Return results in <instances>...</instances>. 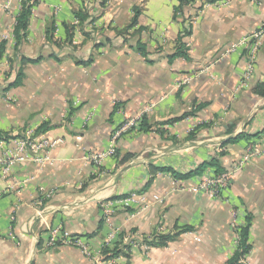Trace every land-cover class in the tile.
Here are the masks:
<instances>
[{
  "label": "crops",
  "instance_id": "obj_1",
  "mask_svg": "<svg viewBox=\"0 0 264 264\" xmlns=\"http://www.w3.org/2000/svg\"><path fill=\"white\" fill-rule=\"evenodd\" d=\"M179 4L0 0V264H226L238 250L229 206L241 183L247 193L253 184L264 218V154L214 198L192 188L216 168L158 170L214 159L231 170L249 145L264 146V39L254 59L245 40L264 25V0H195L178 15ZM87 8L95 20L80 22ZM30 135L55 142L49 159L17 160L6 174ZM111 147L102 165L89 160ZM253 213L249 243L258 227L259 238L239 264L264 263V220ZM164 235L174 237L159 246ZM117 244L129 256L105 260Z\"/></svg>",
  "mask_w": 264,
  "mask_h": 264
},
{
  "label": "built area",
  "instance_id": "obj_2",
  "mask_svg": "<svg viewBox=\"0 0 264 264\" xmlns=\"http://www.w3.org/2000/svg\"><path fill=\"white\" fill-rule=\"evenodd\" d=\"M250 40L251 42V50L250 55L254 59L257 51L262 45V41L264 39V25L259 27L258 29L254 30L253 33H251L245 40ZM237 45H234L233 48H235ZM252 59V60H253ZM252 64L249 65L247 73H246V79L250 77V74H252ZM245 85V84H244ZM137 122L136 119H131L128 121V123L121 129L126 130L131 128L133 125H135ZM28 137V139L21 141V146L24 147L27 145L29 147V150H27V153L18 157L14 156L11 159L5 160V168L4 172L7 174L10 171V167L14 164L17 160H25V159H33V160H48L51 150L53 149L55 142H52L50 139L44 138V137ZM264 153V146L261 145H249L243 155V157L240 160V166L243 167L245 163L250 160L253 157L261 156ZM40 154H43L44 156H40ZM115 154V149L111 147L107 151L98 152V153H92L88 156L89 160H91L96 165L100 166L104 163V161ZM232 176L230 175L229 171L215 174L206 177L203 181H201L196 187H193V191L197 192H206L211 197H218L222 191H224L226 188H228L229 184L231 183ZM155 200L162 201V199L159 196L154 197ZM68 236V233H66ZM69 243H74L72 240H68ZM84 251L88 253V248L83 245Z\"/></svg>",
  "mask_w": 264,
  "mask_h": 264
},
{
  "label": "trees",
  "instance_id": "obj_3",
  "mask_svg": "<svg viewBox=\"0 0 264 264\" xmlns=\"http://www.w3.org/2000/svg\"><path fill=\"white\" fill-rule=\"evenodd\" d=\"M106 0H101V3H104ZM216 0H201L200 2V8L203 7V5L205 3H213ZM180 4L179 7L177 8V14H182V7L192 4L193 2H195V0H179ZM29 13H30V7L29 6H25V9L23 11V13L18 17L17 19V25L15 27V35L18 41H20L23 37V33L26 31L27 26H28V17H29ZM76 17L79 19L80 22H86V21H90L93 22L95 20V14H90L89 9L87 8L86 11H80L76 13ZM136 23V19L133 20V24ZM190 31L185 30L184 35L189 34ZM183 36H180V51L177 53V55H186L184 48L185 45L183 43ZM3 49L4 47L2 46V48L0 49V58L2 57L3 54ZM22 77V73L17 74V78L16 81L14 82V84H18V82L20 81ZM146 121V118L143 119L142 123V127L144 126V122ZM146 124V122H145ZM147 127V126H146ZM148 128V127H147ZM44 126L41 127L39 129V131L43 130ZM236 140V139H234ZM233 140V141H234ZM207 167H213L216 168L217 173H220V171H222V167L220 166V163L217 160H212L210 162H206L204 164H202L197 170L194 171H190L188 173H178L176 171H173L170 168H163V167H159L158 170H170L173 172V174L176 177H181V178H188L193 176L194 174H202L204 172V170H206ZM250 221H248V224L246 226H244L241 230V241L239 243V247L237 252L235 253V255L233 257H231L228 262L226 264H239L242 259H244V257L250 252L252 245L249 243V232H250ZM174 237V235H164L161 236L158 245L159 246H165L167 244L168 241H170L172 238ZM131 250V246L128 244H121V245H115L113 247L107 245L104 248L103 254H104V258L105 260H109L112 258H116L119 257L120 255H128L130 253Z\"/></svg>",
  "mask_w": 264,
  "mask_h": 264
},
{
  "label": "rangeland",
  "instance_id": "obj_4",
  "mask_svg": "<svg viewBox=\"0 0 264 264\" xmlns=\"http://www.w3.org/2000/svg\"><path fill=\"white\" fill-rule=\"evenodd\" d=\"M201 2V0H200ZM206 4V3H205ZM180 15V13L178 14ZM264 154V153H263ZM262 154V155H263ZM260 157V156H258ZM255 158L257 157H253L251 158L250 160H248L245 165L243 167L240 166V160H238V162L235 164V166L232 167L231 170H226V171H229L230 175L232 176L231 178V183L229 184L228 188L231 189V187L235 184V178H237V174L240 173L244 168L245 166L251 161V160H254ZM225 170L223 171H220V173H223V172H226ZM220 173H217V174H220ZM250 182H253L254 181H249V182H245V183H250ZM251 186L248 187V189H250V191L247 193V188L244 184L241 183L242 187L246 190H244V192H242V195L240 197L241 200H239V202H230V206H229V223H230V227H231V230L232 232L234 233V241H235V245L237 246V248L239 247V243L241 241V229L247 225V221H246V217H248V214L249 212L251 213L252 211L254 212L253 215H254V224H257V222H261L264 220L263 218V215L260 214V209L261 207L263 206L262 205H256L255 202H253L252 199H250V197H252L253 199H255V197L259 198V196H256L257 194L255 192H253V184L250 183ZM245 187H244V186ZM226 188V189H228ZM203 194H208L206 192H202ZM246 195V196H244ZM209 196V194H208ZM211 197V196H210ZM262 197V196H261ZM260 199V198H259ZM253 202V204H252ZM259 230H261L259 227L257 229V231L252 230V248L254 247V245H256V241L258 240L259 238ZM257 237V239H256ZM254 241V242H253ZM255 243V244H254ZM264 250V246H257V249H256V254L258 255L259 252L263 251ZM253 252L250 251L245 257H248V255H250L251 253ZM263 257H264V252H263ZM264 264V263H263Z\"/></svg>",
  "mask_w": 264,
  "mask_h": 264
}]
</instances>
